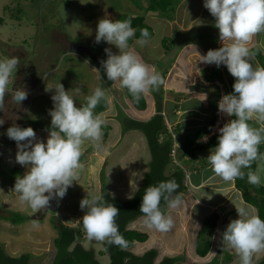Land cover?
Segmentation results:
<instances>
[{
    "label": "clouds",
    "instance_id": "1",
    "mask_svg": "<svg viewBox=\"0 0 264 264\" xmlns=\"http://www.w3.org/2000/svg\"><path fill=\"white\" fill-rule=\"evenodd\" d=\"M203 6L215 18L222 47L210 49L206 55L198 53L199 61L217 67L225 65L235 78L233 93L223 95L218 103L222 114L235 118L218 129V143L207 160L215 175L225 182L243 178V169L250 168L254 161L259 162L254 172L247 173L248 182L259 186L264 174V153L259 151L264 143V67L253 66L254 54L248 45L254 36L264 33V0H204ZM135 32L130 19L113 21L104 17L98 21L95 42L106 41L118 48L119 54L105 49L107 59L101 61L102 67L109 81H119L120 86L138 100L141 94L158 90L165 80L130 47L129 40ZM149 36L147 29H141V38L136 43L144 46ZM19 63L16 56L0 60V111L10 91V78L17 72ZM92 69L99 73V69ZM53 90L54 107L49 110L51 127L46 143L37 139L32 127L13 124L6 133L17 144L16 162L28 169L23 177L16 178L14 192L36 213L46 209L52 199H62L76 181L83 169L80 158L86 140L91 141L97 151L102 150V126L106 123L102 114L94 111L105 97L100 87L87 95L86 103L79 107L75 103V97L82 92L79 86L65 90L58 82L46 87V91ZM11 95L20 104L27 99L28 92L23 86L11 89ZM250 121L258 126H252ZM4 122L0 119V125ZM179 187L177 181L171 179L145 189L140 212L149 229L162 233L173 229V218L166 215L160 205L163 200L169 209L180 207L183 200L181 194H177ZM79 206L84 212L80 222L89 240L121 249L128 247L116 223L120 210L114 204L103 195H93L81 199ZM236 211L238 218L231 220L221 234L223 245L235 251L240 264H255L254 258L264 253V220L246 207L236 208ZM32 223L38 226L39 222L33 219Z\"/></svg>",
    "mask_w": 264,
    "mask_h": 264
},
{
    "label": "rangeland",
    "instance_id": "2",
    "mask_svg": "<svg viewBox=\"0 0 264 264\" xmlns=\"http://www.w3.org/2000/svg\"><path fill=\"white\" fill-rule=\"evenodd\" d=\"M145 3V0H143V4ZM203 3L204 0H180L176 8L178 16L176 15L174 23L170 21L166 30L169 29L168 31L171 30L172 32L174 27H178L177 24L188 30L200 23H208L212 17L210 18L209 11L203 6ZM110 4L121 7L131 13L139 12L130 0H71L67 6L63 5L62 0H0V18H2L0 21V60L13 56L20 59L17 72L12 74L8 88L10 92L11 89L22 88L19 87L21 82L28 92L27 99L20 104L14 101L11 93H8L5 96L3 111H0V119L5 121L3 125H0V207L19 211L29 216L27 220L18 224H12L7 220L0 219V242L4 250L11 255H18L24 252L30 253L29 264L48 263L53 253L52 239L56 235V229L52 225L53 222L65 223L76 230H80L81 235L75 239V242H80L84 247L93 248L100 264H107L108 261L106 253H99L103 249L102 242L89 240L86 237L80 222V218L84 215L79 206L80 201L85 197L100 194V171L102 170L105 186L109 193L113 194L117 185L113 184L114 181L111 179L113 176L109 175L110 178L107 177L105 170L111 173L118 166L117 164L125 166L126 164H121V162L124 163L129 159L126 156L128 151L129 153L131 150L133 151L129 146L131 141L136 140L137 136L143 139L139 130L131 129L123 133L122 138H119L116 145L114 144L115 140L112 142L111 139L121 133L119 114L124 112L130 116L129 112L131 111L128 112L130 107L124 105L118 99V94L122 92L119 81L103 84V79L109 82L106 73L102 71V77L100 78L99 73L97 71L91 72V66L88 65V62L96 59L97 63L102 66L101 61L107 59L106 48H110L114 54H119V50L115 45H110L106 41L95 42L98 21L104 17L116 21V15L118 11H121V9L110 8ZM146 12V15H148L146 17L150 19L149 22L152 20L165 23L166 18H162L156 11ZM148 19L145 18V20ZM167 21L169 20L167 19ZM158 24H153L154 34L148 39L149 48L147 49H150L148 57L157 55L158 50H160L158 47L153 46L157 41L161 44L163 36L157 26ZM140 38L138 37L137 40ZM257 40H259L260 45H264V33L254 36L248 46L258 45L255 42ZM71 45L78 53H74L77 56L75 57L76 61H70V53L64 52L65 50H71L69 49ZM129 45L133 49L137 47L133 44V41ZM146 47L140 46L137 53L142 55L143 51H146ZM188 47L190 46L182 48L183 53L186 52ZM83 53L86 54L81 57ZM169 54H172V52L167 53V55ZM161 61L158 63L163 64L164 62ZM158 63L156 66L159 68ZM58 71L62 73H58ZM57 75L59 76L57 77ZM88 75H90V79L87 83L85 78ZM59 81L67 83V89L65 90L77 86L80 88L86 87L87 89L91 87L93 90L96 87H100L105 91V95L110 98L112 104V111L110 113H101L102 118L107 123L117 119L118 124L117 126L111 124L108 136L104 135L102 131V150L97 151L91 141L86 140L84 142L82 145L83 155L80 158L83 169L79 171L78 178L67 189L66 195L62 199L55 198L50 201V203L56 201L55 208L48 209L44 215L37 219L39 222L38 226H33L32 221L36 219L34 216L36 212H33L26 203L21 202L18 194L14 192L15 184L1 175V172H8L7 167H19L22 177L28 171L26 167L16 162L17 144L14 140L9 139L6 133L7 129L13 124L22 128L34 127L37 122L51 118L49 110L52 109V104H49L47 100L50 101L52 99L40 100L38 104L36 103L37 106L36 104L30 105L33 96L30 91L40 89V93H44L48 98H51L53 94H49L46 91V87L51 82L58 83ZM81 95L82 92L78 97ZM40 103H42L45 110L48 109L47 113L39 107ZM249 123L252 125L251 121ZM34 131L37 139L46 143L49 131L42 129ZM144 146L146 149L145 157H148L149 150L145 142ZM105 165L107 169H105ZM263 177L264 174H262L261 178ZM127 192L129 191L126 190ZM119 193L124 196L125 190H119ZM128 226L140 231L149 232L150 230L144 224V220L140 218L129 222ZM151 237L154 238V236ZM193 240L194 237L187 238L185 253L180 255L183 258V262L176 261L174 264H206L207 262V264H216L214 259L208 260L214 253L216 254L214 251L202 259L195 257L192 249ZM151 241L154 240L149 239V243L144 241L136 243L137 246L133 247L132 250L138 253L147 249L148 245H155L154 248L159 251L163 250L164 247H161V245L157 246L156 243L152 244ZM165 250L173 251L170 249ZM169 253L172 254L173 252ZM231 253L233 256L235 255L233 252L229 254L227 249L224 248L223 256L226 254V259H222L224 262H219V264L228 262V258H231ZM218 256L220 257V254ZM260 256L261 254L254 258L255 264H257Z\"/></svg>",
    "mask_w": 264,
    "mask_h": 264
},
{
    "label": "crops",
    "instance_id": "3",
    "mask_svg": "<svg viewBox=\"0 0 264 264\" xmlns=\"http://www.w3.org/2000/svg\"><path fill=\"white\" fill-rule=\"evenodd\" d=\"M146 14L147 12H145L144 14V21L147 24H149L151 27L153 26V24L159 23L157 26L161 31V33H163L162 37L171 35V30L170 31H168L169 29L166 30L170 21H167V19H165V23L157 22V21L154 22L152 20L149 22L150 19L146 17L148 16ZM177 14L178 11L176 12L175 10L174 19L171 20L173 23L175 22L174 20ZM145 18L148 20H145ZM177 26H178L177 29L180 31L187 30L186 28L180 27L178 24ZM151 37H149V39ZM137 38H133L129 42L131 43L133 41V44L137 46L135 49L132 48L135 51V53L146 64L154 67L161 74L167 68L166 72H164L163 75L165 83L162 86H160L161 101H160L159 110L163 116L166 127L170 130L172 129L175 130L174 133L175 163L179 164V166L181 165L182 167H186L185 180H184L185 190L177 193V194H181L183 203L180 207L176 209H169L166 205L164 211L166 215H170L173 218L174 220L173 229L166 233L159 232L155 229H150L149 232L142 230V232H145L147 234V238L144 240V242L149 243V239H153L154 241H151L152 244L156 243L157 246L161 245V247H164L163 250L170 249L173 251H167V250L159 251L157 248H154L155 245H148L146 248L147 249L154 248L157 251L155 261H159L164 256H176L179 257L177 261H182L183 258H181L180 255L185 253L184 251H185L187 238L194 237L192 249L194 251V255L196 258L202 259L208 256V254L210 255L211 252L214 251L216 252V254L214 253L211 257H209L208 260H211L215 255L218 256L219 254L220 257L219 256L218 257L219 258L222 257V259L224 260L226 259L225 258L226 254H224L223 256L224 248L227 249L229 254L230 252L235 253L234 250H231L226 245H223V242L221 240V234L226 229L227 225L231 222V220L238 218V213L236 211V208L239 207H246L248 209L250 208L251 212L253 210L254 214H256V209L253 205L243 200L240 190H238L234 186L233 181L225 182L221 177L215 175V173L212 171V168L207 160V157L210 154V151L217 144L207 148L196 149L194 150L193 155H183L182 150H183L185 136L188 133L196 130H205V132L198 138L199 142H205L208 139V137L213 134L211 133L210 130L213 122L212 124L210 123L214 116L212 104L216 100V98H218L220 87L223 88L224 90V85L228 84L229 72L225 65H221L219 66V70L221 71L222 79L215 77L213 80L208 81L205 78H203L201 70L203 68L207 69L211 66H216V65L204 64L199 61L200 59L199 54L206 55L208 49H206L196 40H192L191 42H187L181 46L168 45V47L166 48H164L162 44H160L157 41V43L155 42L153 46L158 47L160 50H158L157 55H154L153 57H148V53L150 49L147 48H149L148 47L149 43H147V45H144L147 46L146 51L144 50L142 55H140L141 53L140 54L137 53L140 47V45L136 43ZM255 42L258 43V46L261 48L262 52H264V45H260L259 40ZM184 46H190V47H188L186 49V52L183 53L182 48H184ZM220 47H222V42L220 41L218 36L217 40L215 41V45L212 46L211 49L215 50ZM170 51L172 52V54L167 55V53ZM156 52H157V48H156ZM66 53H70L71 55L69 56L70 61H74V60L76 61L75 57L77 56H75L74 53L75 54L78 53H76L73 50L66 51ZM82 60L84 61L83 58ZM160 61L164 63L159 64L158 62ZM94 62H95L94 60L88 62V65L91 66V72H94L92 68L99 69V67L95 64L96 62L95 63ZM157 63L159 64V68L156 66ZM251 63L253 64L254 67L256 66L262 67L260 64H258V62L255 59H252ZM58 73H62V72L58 71ZM99 75L101 76L100 70H99ZM89 76L90 75H88V77L85 78V82L87 83L89 82L90 79ZM112 82L113 81H109V82L106 81L103 84L106 83L111 84ZM55 84L57 83L51 82L50 84H48V87L55 86ZM216 84H218L217 96L215 94ZM19 87H23V84L21 82L19 83ZM121 89L122 92L121 93L118 92L119 93L118 99L120 100V102H123L124 105L130 107L128 110V112L131 111L129 112L130 116L144 120L149 118L153 113L157 111L156 103H155V95H159L156 94L159 92V90H150L147 93H143L145 97L146 106L144 109L138 110L134 108L130 103L129 99L127 98L124 92V88ZM81 90H82V95L80 97L78 96L75 97V99H77L75 100V103L80 100H83V98L87 95L88 92H93V89L91 87L88 89L86 87H81ZM30 92L33 94L31 99L32 103L30 105H34L36 103L38 104L40 100L46 101L47 99H50L44 93H40L41 92L40 89H35ZM48 93L53 94L54 90L48 91ZM105 98L107 99L108 107L106 110L100 112L99 114L105 112L110 113L112 111V104L110 98L107 95H105ZM47 102L49 104H52L51 101L47 100ZM251 122H252V126L254 127L258 126L256 125L255 121H251ZM105 124H108L110 126L109 131L107 133L108 136L111 130V124H115L117 126L118 120L115 119L109 123L106 122ZM128 131L130 130H127L125 132ZM123 133L121 132L120 135H117L115 138L111 139L112 142L115 140L114 141L115 145L116 143H118L119 138H122ZM136 138L137 139L131 141L129 145L133 149V151L131 150L130 153L128 151V155H126L127 158L129 159L124 163L121 162V164H126V165L120 166L119 164H117L118 166L111 173L110 172L108 173L107 170H105L107 177H109V175L113 176L111 178L114 181L113 184L117 186L119 185L118 186L119 188L115 186L116 187L115 192L111 195L117 196L121 199L130 198L133 195L135 189L140 186V184L142 183L143 174L147 170V162L149 161L150 158V155H148V157H145L146 149L144 146V142H145L144 137L143 139L140 136L139 137L137 136ZM263 151L262 153H264ZM258 163L259 162H255V170L258 166ZM105 169H107L106 165H105ZM263 181H264V177L261 178V182ZM119 190H125V195L122 196L121 193H119ZM126 190L129 192L126 193ZM212 212H217L219 216L215 223L209 251L205 256L201 257L195 253L196 235L201 227V223L204 217H206ZM138 218L144 220L143 215L136 217L133 220H136ZM151 236H154V238ZM142 242L134 241L131 246V250L133 247L137 246L136 243H142ZM143 251L144 250L135 253V251L132 250V252L135 254H140ZM169 252L171 253L173 252V253L170 254ZM235 255L233 256L231 253V258H228L229 261L225 262V264H239L240 263L239 256L236 253ZM223 260H221V262H224ZM191 264H195V263H191Z\"/></svg>",
    "mask_w": 264,
    "mask_h": 264
},
{
    "label": "trees",
    "instance_id": "4",
    "mask_svg": "<svg viewBox=\"0 0 264 264\" xmlns=\"http://www.w3.org/2000/svg\"><path fill=\"white\" fill-rule=\"evenodd\" d=\"M70 1L71 0H62L64 6L69 5ZM130 1L139 10V12L131 13L129 11L123 10L121 7L112 4H110L109 6L113 9H121V11H118L116 15L117 20H131L132 27L136 29L133 38H137L141 37V29H147L150 34L149 37L153 35L152 27L144 21V12L156 11L161 17L171 21L174 19V13L180 0H145V4H143V0ZM208 14L212 17L208 23L195 25L194 27L185 31H180L176 27H174L170 36L162 37V46L164 48L168 47V45L181 46L187 42L196 40L206 49H211L212 46L215 45V41L219 36V30L215 27V18L210 14V12ZM1 20L2 18H0V21ZM133 38H131L129 42ZM249 48L254 54L253 59H255L258 64L264 67V52H262L261 48L257 44L251 45ZM69 49L75 51L72 45L69 47ZM62 51H64V49H62ZM66 51L68 50H65L64 52ZM75 52L77 53V51ZM85 54L86 53H83L81 54V56L83 57ZM94 61L96 62L94 63L99 67L100 72H105V70H103L99 63H97L96 60ZM166 70L167 68L163 71L162 76L164 75V72H166ZM201 73L203 78L208 81L213 80L215 77L222 79L221 71L217 66H211L207 69L203 68L201 70ZM58 76L59 75H57V77ZM102 82L104 83L106 82V80L103 79ZM60 83H62L65 89H67V83L65 81H61ZM234 83L235 78L229 73L228 84L224 85L226 94L233 93ZM40 87L42 86L40 85ZM215 89V94L217 96L218 87L216 86ZM158 90V93L155 92L156 94H159L155 95L157 111L153 113L149 118L143 120L128 116L124 112H121L119 114L121 132L123 133L131 129L139 130L142 133L149 150L150 158L147 162V170L143 174L142 183L140 184V186L135 189L133 195L130 198L121 199L109 193L105 186L103 170L100 171L99 195H103L106 201L114 204L120 210V213L116 218V223L119 226L120 233L128 242V247L125 249H121L117 246H109L106 243L102 242L103 249H101L99 253H106L108 255L109 261L107 264H174V262L179 259V257L176 256H164L159 261H155L157 251L154 248L146 249L140 254L133 253L131 250L133 242L144 241L147 238V234L128 226L129 222L142 214L140 212V206L142 203L144 191L148 186L156 185L160 181L175 179L180 185V187L177 189V192L179 193L185 190V167H182L181 165L179 166V164L175 163V161L173 160L171 150L175 139V130H169L164 123L163 116L159 110L161 101V87H159ZM124 92L134 108L138 110H142L145 108L146 102L143 94H141L139 99L137 100L128 92L126 88H124ZM9 93L11 92L9 91ZM90 94H92V92L87 93V95ZM85 97L83 98V100L76 102V106L79 107L81 105H84L86 103ZM216 100L212 104L213 111L216 107ZM50 101L52 102V100ZM39 107L45 110L42 103L39 104ZM53 107L54 105L52 102L51 108ZM107 107V99L104 97L99 102L94 111L96 114H99L100 112L106 110ZM47 110L48 109H46L44 112L47 113ZM234 118L235 117H229V120ZM213 121L214 116L210 124H212ZM36 124L37 125L32 127L34 130L42 129L49 131L51 127V118H48V120L39 121ZM109 128L110 126L108 124L102 126L104 135H107ZM204 132L205 130H196L188 133L185 136L182 150L183 155H193L194 150L196 149L207 148L218 143L219 132L210 135L205 142H199L198 138ZM263 150L264 143L259 146V151L262 152ZM7 168L8 172H1V175L15 184L16 178L18 176L22 177L21 169L19 167ZM243 171L245 172V176L243 178L238 177L234 179V186L238 190H240L243 200L253 205L256 209V214L259 215L262 220H264V181L261 182L259 186H257L249 183L247 178V173L249 171H255V161L252 163L250 168H245L243 169ZM160 207L162 211H165L166 203L163 200L161 201ZM218 216L219 215L217 212H212L204 217L201 223V227L196 235L195 253L198 256L203 257L208 253L211 245L212 234ZM28 218L29 216L22 214L19 211L2 209V207H0V219L7 220L12 224L21 223ZM52 225L56 229V235H54L52 239L53 253L47 264H100L93 248L84 247L80 242H75V239H77L81 235L80 230H76L74 227L61 222H53ZM29 259L30 253L24 252L18 255H11L7 253L0 242V264H29ZM213 259L216 264H219V262H221L222 260V257L219 258L217 255H215L211 260ZM257 264H264V253H262V256L259 258Z\"/></svg>",
    "mask_w": 264,
    "mask_h": 264
},
{
    "label": "built area",
    "instance_id": "5",
    "mask_svg": "<svg viewBox=\"0 0 264 264\" xmlns=\"http://www.w3.org/2000/svg\"><path fill=\"white\" fill-rule=\"evenodd\" d=\"M220 87V85H219ZM225 91L223 90V88L220 87L219 89V95H218V98H217V103H216V107L214 108V111H213V114H214V121H213V124L211 125V133H218V129L220 127H222L226 122H228L229 120V117L222 114L219 109H218V103L219 101L221 100L222 96L225 95ZM175 146L173 145L172 147V150H171V153L173 155V160L175 161V158H174V152H175Z\"/></svg>",
    "mask_w": 264,
    "mask_h": 264
},
{
    "label": "water",
    "instance_id": "6",
    "mask_svg": "<svg viewBox=\"0 0 264 264\" xmlns=\"http://www.w3.org/2000/svg\"><path fill=\"white\" fill-rule=\"evenodd\" d=\"M55 205H56V201L51 202V203L49 204V206H48L46 209H42V210L39 211L38 213H35V215H34L35 218L38 219L39 217H41V215H44L45 212H46L48 209H53V208H55Z\"/></svg>",
    "mask_w": 264,
    "mask_h": 264
}]
</instances>
